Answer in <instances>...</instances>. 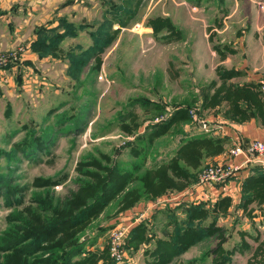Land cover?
<instances>
[{
  "label": "rangeland",
  "instance_id": "374dc122",
  "mask_svg": "<svg viewBox=\"0 0 264 264\" xmlns=\"http://www.w3.org/2000/svg\"><path fill=\"white\" fill-rule=\"evenodd\" d=\"M68 1L58 2L57 7L60 4L66 7L54 12L59 15L61 10V15L66 13L62 17L84 26L77 29V37L65 38L64 52L81 53L77 45L85 50L93 43L91 32L107 27L113 13L116 17L113 15L109 35L115 36L97 55L88 58L78 78L68 70L67 55L45 54L46 57L39 59L47 58V61L42 60L25 70L18 84L11 70L15 66L10 63L17 53L0 49V58L7 62L1 68L15 80L10 86L7 82L0 84V175L9 185L23 191L20 204L6 205L0 199V238L4 233L21 235L19 228L26 220V210L35 213L38 207L45 208L46 202L63 203L79 185L88 181L86 171L99 176L105 174L97 164L106 169L127 168L134 173L128 165L141 163L135 173L138 179L111 198L96 217L92 216L81 240L85 238L93 243L86 245L90 250L103 251L94 264H103L107 259L114 264H144L145 249L152 247L154 241H146L133 251L125 247L126 236L135 222L146 218L144 236L162 237L164 230L170 227L171 218L175 217L178 222L185 218L182 205L202 201L208 208L217 197L212 198L209 192L215 186L199 187L198 177L207 165L224 162L231 149L229 143H223L215 154L203 152L199 164L193 167L180 162L189 171L188 176L167 171L173 184L157 191L153 185L158 184L159 175L147 177V169H157L167 163L180 141L195 135L199 126L180 124L186 132L181 134L175 124L169 131L157 135L158 126H155L168 120L180 105L196 109L197 112L193 111L197 117L207 122L208 114L214 109L201 108L200 104L207 93L206 86L216 78L218 66L239 70V74L230 79L232 83L246 81L240 74L243 70L237 67L242 61L254 64L264 51V10L257 5V0H140L130 5L133 10L129 17L126 0H83L88 3L78 2L77 6ZM52 3L42 8L47 14ZM108 3L113 13L109 12ZM38 15L33 16V23ZM157 17L160 21L168 19L172 29H161L158 36L152 33L147 21ZM5 40L0 38V43ZM17 46H22L21 41ZM218 46L222 50H218ZM52 110L54 112L48 115ZM59 113L80 118L73 126L70 124V128V122L62 127L60 121L57 123L52 117ZM31 127H47L53 132L49 150H42L37 157L20 155L12 148ZM59 178L61 183L57 185L46 184L47 180ZM140 178H145L146 183L149 179L144 191L130 195L132 189L143 186ZM134 196L138 200L128 206L127 202ZM177 204L182 205L175 209ZM53 212L43 211L41 215L52 217ZM213 219L224 231L188 249L180 256V261L210 264L212 256L202 261L203 255L216 248L219 241L225 251L233 250L242 239L251 248L242 253L235 250L230 264H245L258 243H264V219L259 214L252 218L231 207L227 213L220 212L217 218L206 216L203 223L208 224ZM100 228L102 233L99 234ZM249 231L251 237L246 233ZM256 232L258 241L253 239ZM40 252L33 256L45 257ZM6 254L12 253L0 251V263Z\"/></svg>",
  "mask_w": 264,
  "mask_h": 264
},
{
  "label": "trees",
  "instance_id": "16d2710c",
  "mask_svg": "<svg viewBox=\"0 0 264 264\" xmlns=\"http://www.w3.org/2000/svg\"><path fill=\"white\" fill-rule=\"evenodd\" d=\"M126 1L127 6H129L126 8V12L131 17L133 9L130 8V5L138 4L140 0ZM108 7L110 8L109 12L113 13L110 3H108ZM113 15L116 17L115 13L110 14V22L107 23V27H100L91 32L93 43L90 46L85 47L84 50L81 45H77L79 50L82 51L81 53L73 50L64 52L63 50L62 45L65 38L77 37V29L84 26L83 24L76 25V23L69 21L65 17H60L56 26H37L34 30L35 39L31 43V50L38 58L43 57V55L45 57L46 55H67L68 70L70 69L78 78L81 68L88 58L94 56V54L97 55L107 43L114 39L115 34L109 35L111 31L109 27L112 25ZM147 22L151 26L152 33L156 36L163 31L161 29L165 31L172 29L171 23L166 18L160 21L159 17H157ZM216 48L222 50L220 46ZM219 52L222 53V51ZM238 74L239 70L237 69L216 67V78L211 80L206 86L208 90L203 95V100L200 104L201 108H212L215 114L217 111H221L223 118L237 123L244 122L252 117L264 123V99H262V94L258 90L257 82L232 83L230 79ZM189 109V105L176 107L168 120L155 126H158L155 135L159 132L169 131L175 124H178L175 126H178L177 130L181 134L186 133L181 127L182 124L194 123L198 125V120H201L200 117L193 119L191 114L192 110L196 112L197 110ZM53 112L54 110L49 111L48 115ZM215 114L212 115L215 116ZM52 117L57 123L60 121L62 127L66 125V122H70L68 123L69 128L77 123L80 118L78 115L71 114L66 117L62 113ZM70 124L72 125L70 126ZM51 134L53 132L47 127L44 129L31 127L24 138L13 143L12 148L20 155L37 157V154H40L42 150H49L48 146H50L49 144L52 141ZM223 143H230V141L226 137H215L205 132L192 135L191 138H185L180 141L174 156L167 163L162 164L157 169L153 167L147 169V177L151 174L159 175L158 184L153 185L154 188H157V191L170 187L173 184V179L167 176V171H171L174 175L186 177L189 171L180 162L193 167L194 164H199V159L203 152L215 154L222 149ZM134 153L136 154V151ZM135 156L137 157V155ZM100 165L97 164L96 167L104 169L105 174L99 176L97 173L86 171L89 176L88 181L79 185L78 190L73 191L71 196L63 203L58 204V201H56L53 204H48L46 202L45 208L38 207V212L35 211L36 214L33 211L26 210L24 224L18 221L22 224V227L19 228L21 235L19 236L15 232L14 234L4 233L5 236L0 238V244L4 243L2 246L0 245V251L12 253L3 255L1 258L2 263L0 264H94L95 261L97 262L100 257L99 254H102L103 251L90 250L86 245L88 243L92 245L93 243L85 238L81 240V234L84 233L83 230L88 226V221H90L92 216L96 217L97 213L109 203L111 198H114L120 191L130 186L132 181L138 179V175L135 173L139 170L141 163L132 166L128 165V167L134 169V173L127 171V168L121 170L117 168L106 169ZM144 179L140 178L142 182ZM234 179L238 183L235 200L228 194H219L215 199H212L208 208L202 201L194 204H180L182 205L181 212L185 218L179 222L175 217L171 218L170 227L164 230L165 234L162 237H156L155 235L144 236L147 229L146 223L148 222L144 218L142 221L135 222L128 232L125 247L127 250L133 251L140 244L152 240L154 241L153 246L145 249L144 264H187L184 261H180V256L183 253L199 242L206 241L211 236L221 234L224 231L223 228L216 226V219L210 220L208 224L203 223L206 216L211 215V219L213 217L217 218L220 212L227 213L233 207L236 212L243 211L244 214H248L252 218L259 214L264 219V165L256 164L243 167ZM146 181L148 183L149 179H146ZM59 183H61V178L58 180L51 179V182L46 181L49 186ZM143 183V186L139 185L137 188L132 189L129 194L131 193L130 195H132L134 192L144 191L147 183ZM140 186L142 189H140ZM22 194V189L9 185L4 177L0 175V199H2L3 203L6 205L20 204ZM137 200V196H134L127 202L128 206ZM180 205L177 204L175 209ZM51 210H54L52 215H50L52 217L41 215L43 211L49 212ZM101 230L102 228L99 229V234L102 233ZM78 232L80 233L76 236ZM246 233L250 237L252 236L250 231ZM253 239L258 241L259 234L257 232ZM220 245L221 241L217 243L216 248L204 253L202 261L212 256L210 264H230L235 250H240L242 253L251 248L250 244L242 239L234 246L233 250L225 249L223 251ZM258 245L252 250L245 264H264V248H262L264 243L260 242ZM38 251H41L40 254L45 255V257L36 255L34 257L33 254L38 253ZM52 252L55 253L51 256ZM188 263L194 264L195 262L189 261ZM103 264L114 263L107 259Z\"/></svg>",
  "mask_w": 264,
  "mask_h": 264
},
{
  "label": "crops",
  "instance_id": "0c3cea01",
  "mask_svg": "<svg viewBox=\"0 0 264 264\" xmlns=\"http://www.w3.org/2000/svg\"><path fill=\"white\" fill-rule=\"evenodd\" d=\"M52 1V7L49 9L47 14L42 8L43 6L50 4ZM60 1L61 0H0V38L6 39L3 44L0 43V49L7 48L5 50H12V52L14 51L17 53V59L10 62L15 67L9 69L15 73L14 77L20 84V76L25 73V70L31 66H35L36 63L38 64L42 62V60L43 62L47 61V58L39 59L38 56L32 52L31 43L35 39L34 30L37 26L41 24L43 25V23H46L48 26H56L58 24V19L66 15V13L61 15V10L59 11V15H57L56 11L54 12L56 9L58 10L62 7H66L63 6V4H60V6L57 7L59 4L58 2ZM69 1H72V3L76 6L78 5V2H85L83 0ZM85 3L87 4L88 2L86 1ZM256 3L264 10V0H257ZM34 14L39 15L33 23L32 18L35 16ZM46 17L47 20H45ZM20 41L22 44L21 47L17 46ZM237 68L243 70L241 74L245 76V82L256 83L259 78H264V51L260 54L258 61L254 62V64H249L248 61H242L241 65ZM9 74L10 73L6 70L0 68V84L6 82L9 86L15 84L13 75L11 78L9 77ZM211 113L213 115L215 114L214 112ZM211 113L208 114V118L206 119L207 122L205 121L206 128L208 129H203L202 125L198 123L199 131L203 130L205 133L209 132L213 136L226 137L229 139L231 147L237 143L246 144L252 140L264 142V123L260 120L258 121L257 118L252 117L244 122L237 123L223 118L221 111H217L215 116ZM199 121L200 120H198V122ZM199 131L197 130L196 134H199ZM220 159H222V157H220ZM222 160H224V157ZM245 160V155L240 154L239 156L234 157L231 160L227 159L226 161L243 163ZM250 165H256V163H248L244 165V167H248ZM237 190L238 183L237 180L233 178L222 185H216L211 188L209 192L212 198H215L219 194H228L233 198V200H235Z\"/></svg>",
  "mask_w": 264,
  "mask_h": 264
},
{
  "label": "built area",
  "instance_id": "2783aa9c",
  "mask_svg": "<svg viewBox=\"0 0 264 264\" xmlns=\"http://www.w3.org/2000/svg\"><path fill=\"white\" fill-rule=\"evenodd\" d=\"M17 59V55L13 57V60ZM6 60L0 58V68L3 64L6 65ZM259 90L264 99V78H259L258 80ZM193 119H197V115L194 111H191ZM202 128L207 130L204 121H199ZM240 154L245 155L246 160L243 163H234L232 161H226L227 159H233ZM226 160L224 162H218L214 164L207 165L200 173L198 177L199 187L203 186H216L222 185L229 180H232L239 174V171L248 163H261L264 165V142L259 140H252L246 144L237 143L231 147L227 153Z\"/></svg>",
  "mask_w": 264,
  "mask_h": 264
},
{
  "label": "water",
  "instance_id": "95a60500",
  "mask_svg": "<svg viewBox=\"0 0 264 264\" xmlns=\"http://www.w3.org/2000/svg\"><path fill=\"white\" fill-rule=\"evenodd\" d=\"M199 124H201V123L199 122Z\"/></svg>",
  "mask_w": 264,
  "mask_h": 264
}]
</instances>
